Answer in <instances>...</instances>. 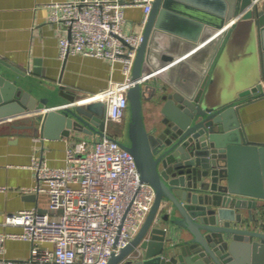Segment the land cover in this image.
Listing matches in <instances>:
<instances>
[{
	"label": "water",
	"instance_id": "95a60500",
	"mask_svg": "<svg viewBox=\"0 0 264 264\" xmlns=\"http://www.w3.org/2000/svg\"><path fill=\"white\" fill-rule=\"evenodd\" d=\"M174 13L190 18L194 41L204 27L215 30L201 43L215 45L197 64L188 90L139 81L152 34ZM141 37L127 90V142L106 135L134 156L155 197L135 236L107 264H264L263 222L252 224L258 221L252 209L264 198L256 178L264 142L248 138L239 112L251 96L264 95V0H152ZM239 38L251 58L258 55L260 75L241 90L226 89L219 86L224 53ZM147 99L161 114L150 130L143 119ZM34 110L41 112L22 127L35 135L105 134L103 102L85 100L61 83L34 80L0 57V118ZM252 164L257 176L249 180L242 169Z\"/></svg>",
	"mask_w": 264,
	"mask_h": 264
},
{
	"label": "built area",
	"instance_id": "2783aa9c",
	"mask_svg": "<svg viewBox=\"0 0 264 264\" xmlns=\"http://www.w3.org/2000/svg\"><path fill=\"white\" fill-rule=\"evenodd\" d=\"M130 4L143 6L142 21L146 23L152 0L49 4L50 21L67 32L59 38L61 58L81 53L107 59L112 69L117 63L120 66L121 80L110 78L105 90L88 95L104 103L106 125L122 123L128 115L127 90L132 85V68L142 39L141 34L122 31L124 8ZM177 59L180 56L144 70L139 81L145 82ZM106 125L104 135L69 146L62 166H52L42 157L32 158L35 184L22 191L46 193L47 207L41 210L33 205L5 215L4 224L20 229L0 231V253L7 238L28 240L32 245L26 260L1 258L0 264H107L111 253L135 236L152 206L155 191L140 178L134 156L107 137ZM3 189L5 186L0 185Z\"/></svg>",
	"mask_w": 264,
	"mask_h": 264
},
{
	"label": "crops",
	"instance_id": "0c3cea01",
	"mask_svg": "<svg viewBox=\"0 0 264 264\" xmlns=\"http://www.w3.org/2000/svg\"><path fill=\"white\" fill-rule=\"evenodd\" d=\"M55 1L71 0H0V57L25 70L34 80L42 83H61L67 90L81 97L86 96L85 100H89L88 95L107 88L110 78L122 79L120 66L117 63L112 69L107 59L81 53L61 58L59 38L67 32L49 19V4ZM124 14L122 31L142 34L145 26L142 21L143 6L127 5ZM195 31V25H192L189 17L182 18L175 13L167 16L163 27L154 31L143 70L168 63L166 59L171 55L175 56L174 59L180 56V59L153 75L150 78L153 84L163 85L168 89H171L170 83L183 90L194 87L197 64L205 57L204 53L215 45L212 40L201 45L215 32L214 28L204 27L197 34V41L192 39ZM260 66L258 55L251 58L248 45L244 44L242 38L236 39L224 53L219 86L238 90L250 86L260 75ZM246 102L239 112L247 136L251 140L264 142V95L251 96ZM38 112L41 111L22 112L0 118V185L5 186V189L0 190V231L3 232L20 229L18 226L3 223L7 213L33 205L41 210L47 207L46 193L22 191V188L35 184V170L30 166L33 157H42L52 166H62L65 164L69 146L81 139L91 140L100 136L73 131L68 136L60 135L58 138L35 135L32 129L22 125L29 124L31 117ZM160 116L159 106H156L153 100H144L143 119L148 130ZM126 120L127 117L123 121ZM35 125L39 126L38 123ZM112 125V122L107 123V131L110 135L118 137ZM117 126L119 130L123 123H117ZM252 166L242 169L243 172H249V180L257 176L253 174L257 167L254 164ZM257 174L256 178L259 177L264 185V161L263 165L258 166ZM257 201L258 204L252 211L256 213L258 221H253L252 224L258 225L259 221H262L264 226V198ZM240 211L247 215L248 209ZM31 245L28 240L7 238L0 259L26 260L30 255Z\"/></svg>",
	"mask_w": 264,
	"mask_h": 264
},
{
	"label": "rangeland",
	"instance_id": "374dc122",
	"mask_svg": "<svg viewBox=\"0 0 264 264\" xmlns=\"http://www.w3.org/2000/svg\"><path fill=\"white\" fill-rule=\"evenodd\" d=\"M129 117V111H128V116H127V118ZM128 120V119H127ZM112 129L113 130H115L116 132V134H117V136L120 138V140L121 141H127V136H126V125H127V123H125V125H123V126H120V129L118 130V128H119V126H117V123H115V122H112Z\"/></svg>",
	"mask_w": 264,
	"mask_h": 264
},
{
	"label": "flooded vegetation",
	"instance_id": "af4514ba",
	"mask_svg": "<svg viewBox=\"0 0 264 264\" xmlns=\"http://www.w3.org/2000/svg\"><path fill=\"white\" fill-rule=\"evenodd\" d=\"M127 116H128V115H127ZM127 119H128V118H127ZM122 123H123V125H125V123H127V120H126V122L123 121ZM123 141H124V140H123ZM124 142H127V141H124Z\"/></svg>",
	"mask_w": 264,
	"mask_h": 264
}]
</instances>
